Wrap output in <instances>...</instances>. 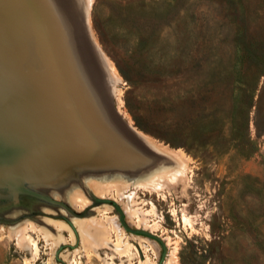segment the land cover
Masks as SVG:
<instances>
[{
  "label": "rangeland",
  "instance_id": "rangeland-1",
  "mask_svg": "<svg viewBox=\"0 0 264 264\" xmlns=\"http://www.w3.org/2000/svg\"><path fill=\"white\" fill-rule=\"evenodd\" d=\"M34 5L0 0V117L63 85L66 130L0 128V264H264V0Z\"/></svg>",
  "mask_w": 264,
  "mask_h": 264
},
{
  "label": "bare ground",
  "instance_id": "bare-ground-1",
  "mask_svg": "<svg viewBox=\"0 0 264 264\" xmlns=\"http://www.w3.org/2000/svg\"><path fill=\"white\" fill-rule=\"evenodd\" d=\"M34 4L35 5L33 6V9H31L29 7L28 10L33 11V14H34L35 20H36V17H38V15H39L38 8H37L38 7L37 0H34ZM18 5L20 6V3H18ZM75 8H76V6H75ZM42 10L44 11L43 8H42ZM43 13H46V12H43ZM43 13L41 12L40 14H43ZM46 17H48V23H47L48 33H50L55 28L56 29L55 31L66 36L67 40L71 44H73L69 35L65 31L66 28H65L64 23L62 22L63 20L57 19L58 21H54L49 16H46ZM46 17L44 16V18H46ZM44 18L42 20H44ZM36 28L37 27L35 26V31L37 32ZM61 86L62 87H60V89L58 91L56 89H53L56 91V93H55V91H53L52 93L44 94L45 96L50 97V99H39V100L38 99H33V100L30 99V100H26L25 102H22V103H17V104H12V103L9 104L8 103V104L3 105L6 108L7 116H1L0 117V128L4 127L8 131H13L14 136H12L11 143H13V145L15 146L17 151H19L20 153H30L31 151H34L37 148H41L42 146H44L46 144V142L43 140L46 138V136L51 135V134H56L59 132L60 129L66 130L65 127L62 128V124L58 125V121H57L58 114H56L57 113V107L52 104L53 102L57 101V99H54V98L56 96L62 95V94H60V92H64V87H63V85H61ZM6 96H10V95H6ZM33 101L37 102L38 104L37 105L34 104ZM42 101H49V103H50L49 106H47V107L42 106V104H41ZM53 107H54V109H52ZM43 108H45V110H43ZM10 114H11V116H10ZM97 116H99L104 121V123H106L108 125V127L110 129L117 128L114 125V123H113V125L111 124L112 123L111 120L106 118V115L104 116V114L103 115L97 114ZM15 123L20 124L19 129H17V130H15L13 127ZM1 138H2V136H0V146H2L1 144H3L5 142L4 139H1ZM4 149H5V147H4ZM16 153H14V154H16ZM1 159L2 160H0V162H4V163L7 162V164H11L15 158H9L5 154L3 156V158H1Z\"/></svg>",
  "mask_w": 264,
  "mask_h": 264
}]
</instances>
